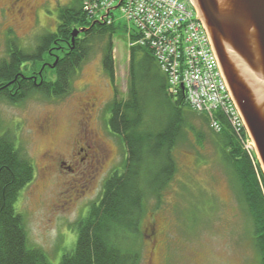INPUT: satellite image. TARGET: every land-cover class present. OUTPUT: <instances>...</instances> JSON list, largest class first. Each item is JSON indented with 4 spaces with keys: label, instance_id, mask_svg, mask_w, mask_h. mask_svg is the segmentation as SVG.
<instances>
[{
    "label": "trees",
    "instance_id": "trees-1",
    "mask_svg": "<svg viewBox=\"0 0 264 264\" xmlns=\"http://www.w3.org/2000/svg\"><path fill=\"white\" fill-rule=\"evenodd\" d=\"M83 1L59 6L56 30L38 35L33 49H23L16 38L8 39L7 53L0 59V100L18 104L34 94L66 97L83 63L97 50L102 52L104 71L115 82V21L95 20L83 10ZM82 29L85 32L73 36ZM135 32L130 34L127 97L116 92L107 108V125L122 142L125 159L76 222L77 242L60 264H141L143 219L153 200L154 209L163 205L164 193L178 171L175 150L189 131L202 144L208 136L206 127L234 176L237 196L252 219L259 264H264V172L256 155L245 149L246 134H238L221 112L215 114L221 130L215 131L210 116L195 111L185 91L171 93L167 75L152 50L138 44ZM35 178L36 168L26 150L8 134L0 135V264H52L42 248L30 244L25 217L15 207Z\"/></svg>",
    "mask_w": 264,
    "mask_h": 264
},
{
    "label": "rangeland",
    "instance_id": "rangeland-1",
    "mask_svg": "<svg viewBox=\"0 0 264 264\" xmlns=\"http://www.w3.org/2000/svg\"><path fill=\"white\" fill-rule=\"evenodd\" d=\"M23 1L25 11L17 17L12 15L11 0H0V59L7 53L10 37L16 38L23 49H33L38 35L56 30L58 7L73 0ZM113 15L114 83L103 69L102 52L97 50L83 63L66 97L51 99L34 94L18 104L0 100V135L8 134L23 147L36 168L35 180L21 192L15 207L25 217L30 244L42 248L52 264H60L74 249L76 222L98 200L104 181L125 159L122 142L107 125V108L116 92L127 97L130 34L136 33V27L119 8ZM154 96L152 103L156 104ZM91 101V124L105 142L108 154L87 189L70 193V183L81 177L77 147H83L79 141L88 115L84 108ZM49 118L50 131L40 134L38 127ZM194 121L200 125V121ZM205 132L208 136L200 144L189 131L186 141L175 150L178 171L164 193L163 205L154 209L153 200L143 219L141 264H259L252 219L237 196L233 174L209 138L210 129L206 127ZM59 158L76 171L61 168ZM153 222L159 231L155 250L146 229Z\"/></svg>",
    "mask_w": 264,
    "mask_h": 264
},
{
    "label": "built area",
    "instance_id": "built-area-1",
    "mask_svg": "<svg viewBox=\"0 0 264 264\" xmlns=\"http://www.w3.org/2000/svg\"><path fill=\"white\" fill-rule=\"evenodd\" d=\"M118 8L138 30V44L152 50L168 77L169 91L175 95L181 89L185 91L191 107L208 114L210 126L217 132L221 124L215 114L223 113L238 134H246L245 149L253 154L254 143L247 134L207 31L190 0L83 1L88 15L109 24L113 22V11Z\"/></svg>",
    "mask_w": 264,
    "mask_h": 264
},
{
    "label": "water",
    "instance_id": "water-1",
    "mask_svg": "<svg viewBox=\"0 0 264 264\" xmlns=\"http://www.w3.org/2000/svg\"><path fill=\"white\" fill-rule=\"evenodd\" d=\"M264 172V0H191ZM85 32L76 30L73 36Z\"/></svg>",
    "mask_w": 264,
    "mask_h": 264
},
{
    "label": "flooded vegetation",
    "instance_id": "flooded-vegetation-1",
    "mask_svg": "<svg viewBox=\"0 0 264 264\" xmlns=\"http://www.w3.org/2000/svg\"><path fill=\"white\" fill-rule=\"evenodd\" d=\"M11 10L14 12L12 15L21 17L25 11L26 4L23 0H11L10 3ZM16 18V17H15ZM17 19V18H16ZM95 102V100H93ZM87 105L84 108V112L87 114L91 108L94 107V103L87 102ZM85 121H83L82 136L79 141V144H83V147H77V156L79 161L77 163L81 177L79 180H75L70 183V193L73 192H82L87 189L89 184L93 181L94 175L97 173L99 168L103 165L104 160L107 157L108 149L105 142L99 136L98 132L92 127L91 114L85 116ZM85 126V127H84ZM51 119L43 121V124L38 127V132L40 134H47L50 131ZM46 158H51V154H46ZM58 165L61 168H65L68 172L74 173L76 168L73 165H69L67 161L62 158L58 159ZM77 167V168H78ZM48 171V169L46 170ZM45 171V172H46ZM147 233L148 237L151 239V248L155 250L158 247V229L155 222L148 224ZM156 241V242H155Z\"/></svg>",
    "mask_w": 264,
    "mask_h": 264
}]
</instances>
